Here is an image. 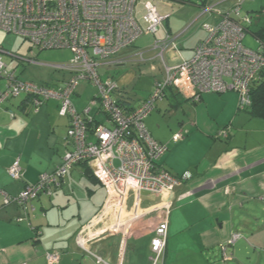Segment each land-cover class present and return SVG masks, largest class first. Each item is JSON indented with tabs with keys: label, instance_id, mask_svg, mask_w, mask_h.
Listing matches in <instances>:
<instances>
[{
	"label": "crops",
	"instance_id": "obj_1",
	"mask_svg": "<svg viewBox=\"0 0 264 264\" xmlns=\"http://www.w3.org/2000/svg\"><path fill=\"white\" fill-rule=\"evenodd\" d=\"M234 2L207 0L206 3L225 13ZM202 18L205 16H198L195 22ZM214 21L211 17V24ZM193 24L169 15L153 36V43L165 40L166 33L175 43ZM205 36V32L198 30L192 45L181 44L182 51L165 52V64L171 67L189 60ZM140 43L144 46H134L122 53L121 58L144 51V58L148 55L149 59L142 64L161 61L159 51L151 48L153 43L149 40ZM29 51L30 47L28 56ZM166 55L170 58L168 64ZM158 68L162 69V65ZM158 68L151 66L150 70L156 72ZM70 77L65 73L59 87ZM19 79L36 80L34 76ZM76 92L77 89L71 102L77 112H82L84 108L75 103L80 98ZM179 97L186 102L184 109ZM166 98L171 108L181 107V113L187 112L186 115L178 118L176 112L169 111V106L162 104ZM166 98L145 121L151 137L167 146L157 164L174 178L185 174L191 178L160 196L141 193L137 208H133L135 192L130 191L123 210L113 213L109 204L105 207L106 191L92 177V166L78 164L58 191L50 197L40 195L31 202L33 211L22 222H17L24 218L21 209L13 202L3 206L0 196V264H47L45 256L49 252L59 253L57 264H86L80 254L85 251L77 245L82 235L93 237L87 251L108 264H151L150 242L164 219L161 206L166 203L171 208L161 264H264V139L252 145L246 138L236 141L233 132L237 120L244 124L254 117L238 111L235 92L203 94L198 102H193L171 88ZM144 99L127 108L136 107ZM59 107L58 101L51 100L34 112L25 97L0 103V190L8 196L16 197L24 186L35 184L41 175L50 174L60 166L62 155L70 146L66 138L68 121L59 116ZM170 114L176 122L166 128L158 124L161 117ZM97 115L93 109L92 116ZM179 132L183 138L174 143L172 137ZM16 160L23 174L19 181L11 180L8 175ZM235 235L240 239L230 243Z\"/></svg>",
	"mask_w": 264,
	"mask_h": 264
},
{
	"label": "built area",
	"instance_id": "obj_2",
	"mask_svg": "<svg viewBox=\"0 0 264 264\" xmlns=\"http://www.w3.org/2000/svg\"><path fill=\"white\" fill-rule=\"evenodd\" d=\"M236 1L227 13L215 11L212 6L201 10L199 18L214 13L215 21L204 26L207 35L189 60L171 67L165 64L164 53L177 50L168 33L165 40L153 43L151 48L159 51L163 76L154 82L152 92L134 110L126 111L120 109L111 96L118 90L117 83L104 72L100 74L99 69L124 67L133 55L143 63L144 51L121 58L122 53L132 50L138 40L153 37L169 14L160 13L152 2L138 0H0V31L16 36L30 47L28 57L8 56L22 63H36L34 50L72 53L67 65L55 67L71 74L70 79L61 87L50 88L21 81L14 72L7 71L2 61L7 54L0 47V82L3 83L0 103L27 97L33 111L37 112L48 101H58L59 116L68 120L66 138L72 147L54 172L43 174L35 184L24 186L16 197L0 190L3 206L13 202L21 209L24 218L17 222L24 221L33 211L30 206L33 200L40 195L51 196L61 187L68 172L80 163L92 166L94 178L106 191L105 207L109 204L113 213L123 210L130 191L135 192L133 208H137L141 193L160 196L191 178L188 174L174 178L158 166L167 146L151 137L145 121L171 88L193 102H198L203 94L235 92L240 111L250 104V88L264 71V44L255 38L256 51L243 46L245 27L242 23L250 26L252 20L246 16L242 23L232 20V15L240 17L242 3L246 0ZM82 82L97 87L98 93L90 106L79 114L71 98ZM92 107L102 111L105 118L90 129L89 124L94 122ZM182 138L179 132L173 135L172 141L177 143ZM8 175L13 181L21 180L23 174L18 160L9 167ZM170 208L169 203L161 206L164 219L150 242L151 264H161L163 260ZM92 238L82 235L77 245L91 255L95 264H108L87 251ZM239 239L235 235L230 243ZM45 257L47 264L59 262L57 252H49Z\"/></svg>",
	"mask_w": 264,
	"mask_h": 264
},
{
	"label": "rangeland",
	"instance_id": "obj_3",
	"mask_svg": "<svg viewBox=\"0 0 264 264\" xmlns=\"http://www.w3.org/2000/svg\"><path fill=\"white\" fill-rule=\"evenodd\" d=\"M138 1L141 3L152 2L154 5H157L160 13L169 14L171 18L179 17L183 19L185 23H189V24H192L194 22L193 26L183 35L182 38H180L179 40L180 42L179 41L175 42L178 51L180 50L181 44H182L181 46H184L185 43H189V45L193 44L192 40H194V38L196 37V33L198 32V30L203 31L206 34V31L204 30V26L210 25L211 16L214 17V13H213L211 14V16H205V18H202L201 20L195 22V20L199 16V12L193 10L194 9L193 4H198L202 0H138ZM234 1L235 2L233 3V5L237 3L236 0ZM218 10L220 9L215 8V11ZM263 10H264V0H246L242 3L240 17L246 16L251 18L252 20V24L250 26L247 25L245 26V28L247 29L245 31V37L242 41V44L245 48L250 49L252 51H256L258 48V43L255 37L253 36V33L256 31V29L264 27V15L262 14ZM141 40H147V41L149 40L151 43H153V37H144L138 40L135 47L144 46L140 43ZM0 47L7 54V55H3L2 57V61L6 65L7 71L14 72L15 75L19 78L22 77L28 79V77L34 76L36 79L34 80V82L36 84L45 87L57 88L59 87V85H61L60 78L64 76L65 73L68 72L65 70H58L55 67L65 66L69 63L70 59H72V53L70 51L34 50L33 55L36 56L35 59L37 61L36 62L37 64L21 63L20 61L13 59L8 55H19V56L21 55L28 57L27 55V51L29 47L28 43H22L21 40H19V38H17L16 36L6 35L2 31H0ZM155 56H157V53L155 55L154 54L151 55V58L153 57L155 58ZM168 57H169L168 55L165 56V60L167 64L169 63L170 60V58ZM145 59L146 60L149 59L148 55L145 56L144 60ZM161 65L162 64L159 59L155 60L151 64L149 63L144 65L133 55L130 61L127 64H125L124 67H115L107 70L102 68L99 69V73L101 74L102 72H104L107 76L112 77L113 80L117 83V85H119L120 88L122 89L124 97L129 98L131 100V103L135 104L140 100L144 99L145 97H147L148 94L152 92L154 82L157 81L159 77L162 76V73H160L161 69L158 68ZM151 66L158 68L156 69V72H152L150 70ZM106 75L103 77V79L106 77ZM53 85L56 86L54 87ZM2 88H3V83L0 82V90H2ZM97 89H98L97 87L87 82L80 83L76 92L80 94V98H78V100L75 101V103H77V106L79 108H84L83 111L88 106H90L91 99L94 98L95 95L98 93ZM167 101L168 100L166 98L162 104L166 103V105H168ZM178 101L180 105L186 103L180 97L178 98ZM93 109L94 108L92 107L91 110ZM180 109L181 107L175 109L169 106V111L176 112L178 118L185 116L187 113L184 110L186 113L182 114ZM183 109H184V105H183ZM80 112L81 111H79L78 113L80 114ZM154 115H156V112L154 113ZM96 117L98 122L104 121V115L98 114ZM62 119L67 120L66 118H62ZM173 122H176V118L173 117L172 114H170L168 117L167 116L161 117L158 124L166 128ZM234 127L235 128H233V132L236 135V141L240 140L241 142V139L246 138L249 142L253 143L252 145H254L256 140L258 141L260 138L264 139V119L254 118L252 121L245 122L244 124H241L240 121L237 120ZM89 140L92 141V138L90 137ZM71 150L72 147L70 146L69 151ZM67 151L68 150H66L63 153L62 157ZM130 203H131V196L128 199V206H130ZM80 254L84 256L85 258L84 260L86 264H89L88 263L89 261L87 260L92 261L94 264V259H92L89 253L81 252Z\"/></svg>",
	"mask_w": 264,
	"mask_h": 264
},
{
	"label": "trees",
	"instance_id": "obj_4",
	"mask_svg": "<svg viewBox=\"0 0 264 264\" xmlns=\"http://www.w3.org/2000/svg\"><path fill=\"white\" fill-rule=\"evenodd\" d=\"M207 0H202L201 2H199L198 4H193V6H196L197 7V10L199 12V15H200V12L203 8H205L206 6H211V5H207ZM227 13V12H225ZM231 16V14H230ZM232 20L234 21H240V23H242V18L244 17H235L234 15L231 16ZM243 26L245 27L247 24H244L242 23ZM249 26V25H247ZM247 28H245V31H246ZM253 36L258 39L260 42H262L264 44V27H261V28H258L256 29V31L253 33ZM204 40V39H203ZM201 42V41H200ZM199 42V43H200ZM198 43V44H199ZM197 44V45H198ZM196 45V46H197ZM118 86V85H117ZM112 98L114 100L115 103L118 104V106L120 107V109H123V110H126V111H132L134 110L136 107L134 108H127V105L131 104V100L127 97H124L123 95V91L121 88L118 87V90L117 91H114L112 93ZM27 98V97H25ZM29 99V98H27ZM30 101V100H29ZM142 102V101H141ZM140 102V103H141ZM139 103V104H140ZM158 106V105H157ZM157 108V107H156ZM238 111L239 108H238ZM102 112V111H101ZM97 110V113H101ZM243 112H247L249 113L250 115H252L254 118H261V119H264V71L260 73V75L258 76V79L252 84L251 88H250V104L246 107L243 108ZM102 115L105 116V114L102 112ZM105 118V117H104ZM97 124H101V122H98L95 120L94 118V122L93 124H89V127L90 129H92L93 127H95ZM68 145L70 146V144L68 143ZM69 151V149H68ZM80 164H85L87 165L86 163H80ZM72 170V169H71ZM70 170V171H71ZM55 171V170H54ZM53 171V172H54ZM69 171V172H70ZM68 172V173H69ZM68 175V174H67ZM91 175L92 177L94 178L93 176V173L91 171ZM95 179V178H94ZM96 180V179H95ZM97 181V180H96ZM98 182V181H97ZM99 183V182H98ZM100 184V183H99ZM62 186V185H61ZM60 189V188H59ZM58 189V190H59ZM56 190V191H58ZM56 191H54L53 193H55ZM52 193V195H53ZM50 197V196H49Z\"/></svg>",
	"mask_w": 264,
	"mask_h": 264
}]
</instances>
